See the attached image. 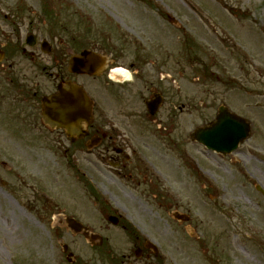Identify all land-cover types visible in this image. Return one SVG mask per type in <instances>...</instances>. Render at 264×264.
<instances>
[{
	"label": "rangeland",
	"instance_id": "obj_1",
	"mask_svg": "<svg viewBox=\"0 0 264 264\" xmlns=\"http://www.w3.org/2000/svg\"><path fill=\"white\" fill-rule=\"evenodd\" d=\"M28 34L48 40L53 53L58 48L60 61L67 48L93 49L131 70L134 116L113 123L131 125L124 135L138 155L131 177H117L114 168L96 165L98 149L70 148L63 132L25 126V147L1 135L11 169L9 187L0 185V218L9 236L20 235L5 239L0 264H71L60 240L76 264H264V195L257 188L264 190V0H0V45L8 43L20 71L43 85L46 72L9 46ZM41 55L37 65H50L53 54ZM78 81L95 101V124L101 104L113 119L120 105L111 88L101 89L104 77ZM151 82L166 85L163 130L145 117L141 93L148 96ZM222 105L253 126L228 156L190 137ZM115 212L123 217L117 226L108 221ZM176 212L189 221L176 220ZM59 215L79 220L104 243L91 246L58 225ZM145 239L157 256L143 247Z\"/></svg>",
	"mask_w": 264,
	"mask_h": 264
},
{
	"label": "flooded vegetation",
	"instance_id": "obj_2",
	"mask_svg": "<svg viewBox=\"0 0 264 264\" xmlns=\"http://www.w3.org/2000/svg\"><path fill=\"white\" fill-rule=\"evenodd\" d=\"M22 40H24V38L18 36L16 43L17 45L9 46L20 50L24 55L28 54L33 61L31 64L37 66L39 71L42 69L49 76V83L45 82L42 85L38 75L31 76L30 73L24 70L20 71L19 66L21 63L16 64L15 58H11L12 56H15V54L9 55L8 51L6 50L8 43L6 45H0V57L3 58V60L0 61V136H5V142L8 140V145H10L9 143L13 142V139H15L19 145L25 147L28 146L25 141L19 140H24L23 133L25 132H23V129L25 126L30 127L33 131L38 127L40 128L41 101L42 97L45 95L42 94V89L45 88L46 90L47 88H52L53 91L49 93L52 94L57 90V87L61 81H74L87 76H80L69 72V61L71 55L75 53L74 49L67 48L65 50V55L60 61L59 59L62 57V54H58V48H55V53H53L52 47H48L44 44V42L41 44L38 43L37 37L30 38L28 36L24 41ZM25 45L31 46L29 51H27ZM46 48L50 49V53L53 54V58L50 65L46 64L43 66V68H41L37 65V63L39 64V60L42 59L41 53ZM114 65L115 62L113 60L111 61V64H109V66L105 69L104 73L100 76L101 78L104 77L103 84H101V89H104V91H109L111 88V93L115 94L117 104L120 106L118 107L117 112L114 111L112 119L108 114L111 110L108 111L107 105L101 104L102 108L100 109L99 122L97 124L93 123L91 126H89L88 136L81 139L79 142L82 143L84 147H87V144L91 143L93 139H99L97 149L100 159L110 167L114 168L118 175L124 174L125 176L131 177L132 173H130L129 169L130 166L134 165L136 161L134 158L137 159V151L135 148L133 150V143L128 141L127 139L129 138H125L124 135L126 132L130 133L128 129H131V125L126 126L125 123L124 125H115L113 122L118 123L119 118L122 117L130 122V119L134 116L133 113H130L133 108H129V102L131 100H128L130 96H128L127 91H133L131 98L135 95V85H132L135 78H133L132 82H130L131 85H126L125 78L122 75L115 73L119 80L114 81L110 75L111 68L114 67ZM165 86L166 85L163 82H158L155 85L151 82L148 87H145V91L149 92L148 96L146 97L144 93H141L144 103H146L148 99H153L154 96L161 101V108L156 113V115L150 116V114L146 111L145 117H147L148 121L156 123L160 128L162 127V130L166 126L165 121L163 120V116L165 114L163 107L165 105V98H167L165 97ZM165 116H167L166 118L168 119L169 115L166 114ZM175 116L176 115L174 114L173 119ZM6 128L9 129L5 131ZM9 130L12 131L8 136L7 133ZM21 132L23 136L21 135ZM77 143L78 142L74 143L70 141V146L73 147V145ZM4 149L5 146H3L0 142V178L2 185L7 187V171L9 170V162L5 157ZM127 150L130 152L132 151L133 156L129 155ZM160 151L163 152L162 150ZM141 154L144 156L145 160L148 158V156L145 157L144 150ZM17 159L20 160L19 158ZM138 159L142 161L139 157ZM96 165L100 167L99 163H96ZM60 222L63 223L64 220H60ZM19 233H14L13 236H9V230L4 224L3 219L0 218V235L2 236L0 238V247L4 246L5 239L8 240V237H10V239L12 238L13 241L17 240L20 235ZM140 251L143 255V250L141 249ZM6 254H8V250L5 253H0V261L4 260V255ZM7 257L9 258V261L12 262L8 255ZM72 261L73 262L71 264L77 263V259Z\"/></svg>",
	"mask_w": 264,
	"mask_h": 264
},
{
	"label": "water",
	"instance_id": "obj_3",
	"mask_svg": "<svg viewBox=\"0 0 264 264\" xmlns=\"http://www.w3.org/2000/svg\"><path fill=\"white\" fill-rule=\"evenodd\" d=\"M75 67H79L80 71L93 72L94 66L100 64L99 56L92 52H84L81 57H76ZM86 61V68L80 69L82 61ZM88 66V68H87ZM43 114L45 119L54 126L55 124L64 128L67 135L73 136L78 134L77 128L81 129L80 121L86 124L92 120L91 102L81 88L72 84L60 86L59 93L43 100ZM57 122V123H56ZM54 124V125H53ZM81 133L78 136H83ZM251 136V123L233 113L227 108L221 107L215 123L209 128H200L195 131L193 138L211 150H215L222 154H229L236 150L240 143L244 142ZM184 221L188 217H183ZM74 223L77 232L92 242L99 238L98 244H102V239L98 235L92 234L81 223L71 220ZM117 224V220H113ZM147 247L153 248L150 243ZM157 252L156 248L154 247Z\"/></svg>",
	"mask_w": 264,
	"mask_h": 264
},
{
	"label": "bare ground",
	"instance_id": "obj_4",
	"mask_svg": "<svg viewBox=\"0 0 264 264\" xmlns=\"http://www.w3.org/2000/svg\"><path fill=\"white\" fill-rule=\"evenodd\" d=\"M128 78H129V76H128ZM12 228H14V226Z\"/></svg>",
	"mask_w": 264,
	"mask_h": 264
}]
</instances>
